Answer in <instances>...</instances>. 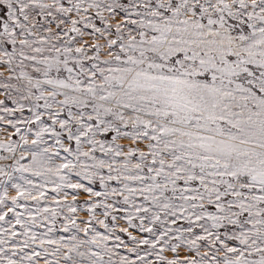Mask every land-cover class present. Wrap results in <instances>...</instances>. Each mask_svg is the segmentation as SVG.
Returning <instances> with one entry per match:
<instances>
[{"label": "rangeland", "instance_id": "rangeland-1", "mask_svg": "<svg viewBox=\"0 0 264 264\" xmlns=\"http://www.w3.org/2000/svg\"><path fill=\"white\" fill-rule=\"evenodd\" d=\"M0 264H264V0H0Z\"/></svg>", "mask_w": 264, "mask_h": 264}]
</instances>
